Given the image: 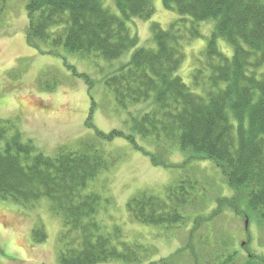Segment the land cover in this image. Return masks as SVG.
I'll return each mask as SVG.
<instances>
[{"label": "trees", "instance_id": "trees-1", "mask_svg": "<svg viewBox=\"0 0 264 264\" xmlns=\"http://www.w3.org/2000/svg\"><path fill=\"white\" fill-rule=\"evenodd\" d=\"M152 1L115 0L121 12L117 15L103 0H27V41L32 46L49 42L84 56L98 52L110 60L133 49L129 61L109 75L106 83L123 107L154 96L155 107L143 113L134 127L156 139L166 153L178 144L182 150L192 148L197 158L214 160L229 186L242 194L245 211L239 209L240 197L234 198V210L249 220L255 215L264 220V0H162L167 9L182 16L166 29L154 22L156 46H139V36L131 33L128 21L151 18ZM185 16L191 17L189 25ZM210 18L217 20L215 30L193 70L197 92L176 71L185 57L184 42L201 36L199 22ZM218 37L233 45L231 57L218 47ZM92 110L89 126L93 125ZM8 125L0 122V141L5 142L4 148L0 146V198L29 204L50 197L52 208L62 214L67 227L60 236V263L136 260L129 245L120 250L111 235L100 233L93 218L99 195L82 193L87 182L108 165L95 140L82 138L78 149L48 156L35 153L32 141H23L19 132L8 136ZM96 132L107 140L125 135L119 129ZM127 137L141 148L133 135ZM152 159L155 164L165 163L158 156ZM193 183L182 180L168 187L165 196L141 191L128 200L127 208L143 223L178 224L185 220L181 208L189 200ZM227 200L220 198L219 209ZM199 226L191 230L189 243L169 256L134 264H184L189 249L195 264H210L212 255L201 262L202 253L193 241ZM46 236L42 226L33 229L36 242ZM249 242L243 243L245 256L241 258L238 249L227 251L216 264H264V255L255 253Z\"/></svg>", "mask_w": 264, "mask_h": 264}, {"label": "rangeland", "instance_id": "rangeland-1", "mask_svg": "<svg viewBox=\"0 0 264 264\" xmlns=\"http://www.w3.org/2000/svg\"><path fill=\"white\" fill-rule=\"evenodd\" d=\"M103 3L121 15L115 0ZM152 3L151 18L132 17L128 21L131 33L139 36V46H156L154 22L166 29L182 16L177 10L167 9L162 0ZM26 5L27 0H0V122L9 124L8 136L19 132L23 141H32L35 153L55 156L60 150H75L82 138L95 140L103 151L108 165L87 182L82 193L99 195L93 218L100 233L111 235L120 250H125L124 244L129 245L137 259L128 262L113 258L97 264L146 263L169 256L189 243L191 230L199 224L193 241L196 239L202 253L201 262L210 254V264H216L225 252L237 249L242 258L246 254L243 243L248 240L255 253L264 255V220L259 221L256 215L249 220L234 210V198L240 197L239 209L245 211L242 194L229 186L214 160L197 158L192 148L182 150L178 144L166 153L156 139L143 136L134 127L143 113L155 107L154 96L128 107L116 100L106 79L129 61L133 49L110 60L98 52L84 56L64 46L55 48L49 42L32 46L26 36ZM185 17L189 25L191 17ZM216 21L210 18L199 22L201 36L184 42L185 57L176 71L197 92L200 89L193 83V70L203 58ZM217 45L226 55H233V45L226 39L218 37ZM92 107L93 125L89 126ZM96 129L105 133L119 129L125 135L102 139ZM128 135H133L141 148ZM4 145L0 141L2 148ZM152 156L165 163L155 164ZM182 180L194 182L189 200L181 208L183 222L150 224L131 216L127 202L132 196L141 191L165 196L168 187ZM222 197L229 201L219 209ZM36 226H42L47 235L41 242L33 237ZM66 229L62 214L54 211L48 196L29 204L0 198V264H61L60 236ZM189 250L184 264H195Z\"/></svg>", "mask_w": 264, "mask_h": 264}]
</instances>
